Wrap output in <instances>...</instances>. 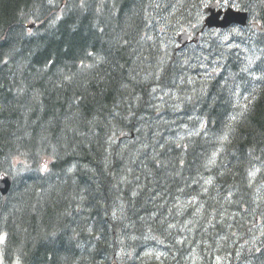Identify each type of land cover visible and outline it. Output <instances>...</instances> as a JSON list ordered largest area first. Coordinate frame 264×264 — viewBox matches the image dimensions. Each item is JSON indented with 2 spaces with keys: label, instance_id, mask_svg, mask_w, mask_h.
Segmentation results:
<instances>
[{
  "label": "trees",
  "instance_id": "1",
  "mask_svg": "<svg viewBox=\"0 0 264 264\" xmlns=\"http://www.w3.org/2000/svg\"><path fill=\"white\" fill-rule=\"evenodd\" d=\"M211 1L264 30V0H0L6 264H264V34L178 50Z\"/></svg>",
  "mask_w": 264,
  "mask_h": 264
},
{
  "label": "water",
  "instance_id": "2",
  "mask_svg": "<svg viewBox=\"0 0 264 264\" xmlns=\"http://www.w3.org/2000/svg\"><path fill=\"white\" fill-rule=\"evenodd\" d=\"M218 7L217 3H213L209 5L207 8L204 9V14L207 15V17L204 20V28H227L232 24H236L239 26H244L246 24V13L241 12H235L231 9H227L225 12H222L221 10H217ZM222 16V19L220 20V17ZM256 29L257 27L254 26ZM189 34L186 31H183L182 33L178 34L176 37V42L180 46H184L189 39ZM11 179L7 176H2L0 178V194L3 198H5L9 187H10Z\"/></svg>",
  "mask_w": 264,
  "mask_h": 264
},
{
  "label": "rangeland",
  "instance_id": "3",
  "mask_svg": "<svg viewBox=\"0 0 264 264\" xmlns=\"http://www.w3.org/2000/svg\"><path fill=\"white\" fill-rule=\"evenodd\" d=\"M214 33V31H209V32H207L205 35H207V34H213ZM223 37H227L225 34H223ZM3 240H4V237L3 236H1L0 237V244L3 242ZM2 256H1V254H0V264H2ZM12 264H14V263H12Z\"/></svg>",
  "mask_w": 264,
  "mask_h": 264
}]
</instances>
